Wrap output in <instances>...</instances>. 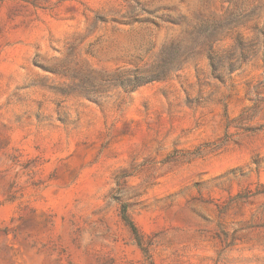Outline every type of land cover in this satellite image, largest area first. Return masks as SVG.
<instances>
[{"label":"rangeland","instance_id":"rangeland-1","mask_svg":"<svg viewBox=\"0 0 264 264\" xmlns=\"http://www.w3.org/2000/svg\"><path fill=\"white\" fill-rule=\"evenodd\" d=\"M0 264H264V0H0Z\"/></svg>","mask_w":264,"mask_h":264},{"label":"trees","instance_id":"trees-1","mask_svg":"<svg viewBox=\"0 0 264 264\" xmlns=\"http://www.w3.org/2000/svg\"><path fill=\"white\" fill-rule=\"evenodd\" d=\"M122 220L126 224V226L131 230L132 234L134 235L135 239L137 240L139 245H142V237L138 230V227L134 223V221L131 219V217L128 214V210L126 207L122 210Z\"/></svg>","mask_w":264,"mask_h":264}]
</instances>
